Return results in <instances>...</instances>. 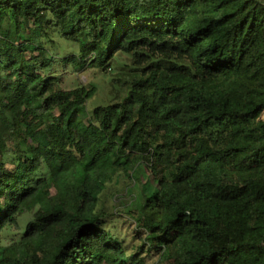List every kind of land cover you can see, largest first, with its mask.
Masks as SVG:
<instances>
[{
  "label": "trees",
  "instance_id": "1",
  "mask_svg": "<svg viewBox=\"0 0 264 264\" xmlns=\"http://www.w3.org/2000/svg\"><path fill=\"white\" fill-rule=\"evenodd\" d=\"M0 264H264V0H0Z\"/></svg>",
  "mask_w": 264,
  "mask_h": 264
},
{
  "label": "rangeland",
  "instance_id": "2",
  "mask_svg": "<svg viewBox=\"0 0 264 264\" xmlns=\"http://www.w3.org/2000/svg\"><path fill=\"white\" fill-rule=\"evenodd\" d=\"M55 44H47L48 47L54 46L56 53L59 55H67L71 52H78V46L74 43L65 42L56 34L52 36ZM121 60L129 61L128 57L121 55ZM119 64L113 62L105 70L94 68H86L83 71L75 72L68 70L63 75V86L72 87L78 83H92L96 86L95 94L87 101L86 108L88 111L95 106L106 104L111 99L110 93H113L112 78L116 76ZM132 181L121 175L110 183L102 193L100 201L108 211L114 213L111 224L117 229L126 233L127 240H130L131 233L134 230V223L130 216L125 213L130 203L139 200L142 189L152 184L150 172L143 165L138 166L133 172Z\"/></svg>",
  "mask_w": 264,
  "mask_h": 264
}]
</instances>
